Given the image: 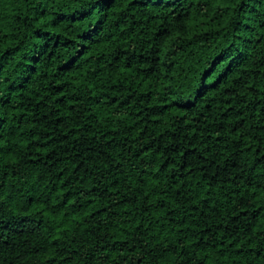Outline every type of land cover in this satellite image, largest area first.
Here are the masks:
<instances>
[{"label":"trees","instance_id":"trees-1","mask_svg":"<svg viewBox=\"0 0 264 264\" xmlns=\"http://www.w3.org/2000/svg\"><path fill=\"white\" fill-rule=\"evenodd\" d=\"M0 264H264V0H0Z\"/></svg>","mask_w":264,"mask_h":264}]
</instances>
